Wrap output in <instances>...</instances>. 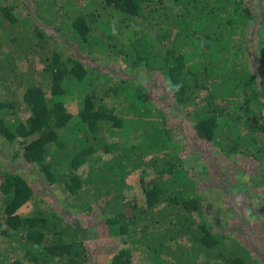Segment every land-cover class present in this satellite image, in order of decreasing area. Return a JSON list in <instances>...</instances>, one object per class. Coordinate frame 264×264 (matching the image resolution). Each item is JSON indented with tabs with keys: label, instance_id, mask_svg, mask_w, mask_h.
Returning a JSON list of instances; mask_svg holds the SVG:
<instances>
[{
	"label": "trees",
	"instance_id": "obj_1",
	"mask_svg": "<svg viewBox=\"0 0 264 264\" xmlns=\"http://www.w3.org/2000/svg\"><path fill=\"white\" fill-rule=\"evenodd\" d=\"M153 73L165 102L146 84ZM0 88L11 150L0 158V264H88L81 220L94 210L119 239L105 264H264L237 229L215 225L201 162L169 123L181 115L215 153L247 158V184L264 190V7L0 0ZM137 171L141 201L126 195Z\"/></svg>",
	"mask_w": 264,
	"mask_h": 264
},
{
	"label": "rangeland",
	"instance_id": "obj_2",
	"mask_svg": "<svg viewBox=\"0 0 264 264\" xmlns=\"http://www.w3.org/2000/svg\"><path fill=\"white\" fill-rule=\"evenodd\" d=\"M246 2L254 15L264 7V0H246ZM253 31L251 29V34ZM251 49L249 48V52ZM103 64L115 73L121 71V67L116 63L104 61ZM144 74L146 72L143 70L133 72V75L137 76H144ZM155 76L153 73L146 84L155 92L154 94L160 102H165V98L161 96L163 83L157 78L154 79ZM8 94L0 88V98L8 96ZM116 101L118 100L114 102ZM78 108L79 105L74 103L71 109L76 112ZM21 114L23 117L28 116V112L24 109H22ZM169 123L176 128V131H179L184 141V149L189 153L197 154L196 157L201 162L195 169L198 172V186L204 193L213 194L206 211L215 220V225L227 231L237 229L239 238L247 240L257 256L264 260V190L253 188L246 181L247 174L255 171L254 163L242 155L225 156L222 153H215L211 143L201 142L195 138L190 123L181 115L169 116ZM8 153H11L10 147L1 143L0 136V158ZM19 163L18 160L15 161L11 157L5 160V164L12 170H20L22 174L26 175L38 194L47 198L49 196L52 200V195L40 183L39 178L30 174L26 168L23 170L21 168L23 165H18ZM126 195H138V199L142 200L138 171L129 175ZM30 207V203H24L20 207V212L24 214ZM81 223L82 227L86 229L88 264L107 263L112 253L120 246L118 237L108 235L107 226L97 210L83 217ZM134 264L142 263L135 258Z\"/></svg>",
	"mask_w": 264,
	"mask_h": 264
}]
</instances>
